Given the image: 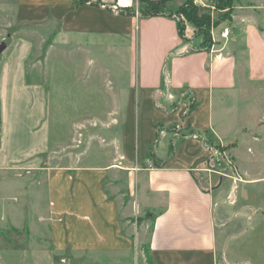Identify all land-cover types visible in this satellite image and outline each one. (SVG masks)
<instances>
[{"label": "crops", "instance_id": "obj_1", "mask_svg": "<svg viewBox=\"0 0 264 264\" xmlns=\"http://www.w3.org/2000/svg\"><path fill=\"white\" fill-rule=\"evenodd\" d=\"M88 1L0 3V25H10V18L17 24L52 25L55 46L62 50L72 45L90 54L93 48L114 47L123 56L122 45L137 29L143 36L139 73L144 78L97 82L95 74L107 72L108 66L99 64L95 49L94 63L86 69L53 68L56 74L73 76L71 90L55 79L31 80L33 40L19 34L21 29L7 32L17 37L0 51V176L14 174L9 181L14 179L10 185L15 187L0 192V226L26 227L29 237L20 248L0 245V264H70L67 253H80L78 264H141L119 198L110 191L114 181L132 197L134 213L147 211L153 217L147 242L154 264H261L255 256L236 259L235 240L249 233L256 243L259 225L253 221L264 222V176L240 177L241 182L216 167L205 136L223 145L238 142L237 152L247 144L253 165H263L264 144L258 141L264 140V25L257 9L264 8L251 6L246 13L256 16L235 20L231 36L220 43L214 38L210 48L198 50L180 36L173 17L142 18L139 0ZM127 7L135 14L118 10ZM1 35L0 46L7 39ZM175 50L171 79L163 90L165 59ZM119 66L128 75V66ZM55 94L61 102L71 95L74 101L64 104L94 108L76 116L61 114L56 133L49 114ZM189 95L196 105L186 114ZM96 115L104 121L75 125L77 119H98ZM173 126L194 133L173 139L167 132ZM87 130L107 137L94 134L85 141ZM74 133L81 138H76L75 150H55ZM239 134L241 139H235ZM173 144L177 147L171 153ZM56 156L63 163L52 164ZM258 184L261 189L251 193ZM241 200L247 203L240 206ZM258 245L264 262V243Z\"/></svg>", "mask_w": 264, "mask_h": 264}, {"label": "rangeland", "instance_id": "obj_2", "mask_svg": "<svg viewBox=\"0 0 264 264\" xmlns=\"http://www.w3.org/2000/svg\"><path fill=\"white\" fill-rule=\"evenodd\" d=\"M139 1L141 2V0ZM1 2H3V0H0V3ZM142 6L147 7L145 3L141 2L139 11ZM251 6H255L257 8H264V0H170L169 3L163 6V9L167 13H172L175 16H179L180 19L178 20L181 22V24L183 22L186 25L185 38L187 40H192L193 47L197 48L200 47L201 44L207 46L210 40H212V42H215L214 38L217 39L216 43H220L219 40L224 36L223 33L225 32V30H228L226 31L227 35H225V37L231 36V33L235 31V20H240L244 17L256 16V14L246 13V11H251V9L253 8ZM257 10L259 12L257 19L259 21L262 20L260 24L264 25V9ZM9 20H11L10 25H0V31L2 34L1 36H4L5 38L7 37V39L3 40V43L6 44L3 50H5L8 45L12 43L13 37H17L15 35L8 36L7 32H11L12 34H14V30L21 29L19 34H25L27 37L33 40L35 48L29 60V79L31 80L50 83L51 80L55 79L56 81H58V85L68 87V90H71V87L74 86V84L76 83V81L72 79L73 76L72 78H70V74L68 75L69 72H63V75L61 76V73L56 74L55 71H53V68H58L59 66L71 68L73 65H81L82 67H84V69H86L88 64L94 63L93 57H96L95 55L97 53L99 54V56H97L96 58H98L99 64H106V66H108L107 72H103L102 69H99V72L95 74V77H97V82L103 83L109 80L112 83H116L119 81L131 82L132 77L134 78L133 80L143 81L144 79L143 73H139V65H141L139 62V50L143 54V36L141 37L139 35V31L137 29V32L135 31L133 36L124 42V46L122 45V50H124L123 56H121V54L117 50H115L114 47H111L110 49L90 48L91 51L89 54V49L72 47V45L68 46L67 48H64V50H62V48H57L54 43L55 28L52 25H44L40 23L17 24L15 20H13V18H10ZM19 34L17 33L16 35ZM95 49L96 54H94ZM2 53H0L1 57H3ZM177 55L178 51L175 50L171 52L165 59V70L161 74V88L163 90H167L166 87L170 82V76L172 73L171 71L173 69L172 62L174 58H177ZM141 59L142 61H144L145 56H142ZM102 61H107V63H103ZM123 63L128 66V75H126L127 73H125L123 69L119 68V64L122 65ZM88 75L89 74L85 72V74H81V77L84 76L85 79ZM73 89L76 90L77 88L73 87ZM70 97L71 95H67V99L64 102H61V99L59 97L57 98V94H55L53 96L52 102L49 104V114L51 118V123L56 133H58L59 124L57 122L61 120V114L66 113L68 114V116H73L75 114L76 116L77 113L81 112L89 113L94 108V106H92V108L89 109L90 106H88L86 103H84L85 105L73 103L64 104L67 101H74ZM192 101L193 97L191 95L187 96L186 102L190 104ZM96 116L98 117V119L92 116H87L89 118L85 116L80 119H77L75 120V125L78 126L84 123L89 124V119L91 121H104V117L99 115ZM65 118H67V116H65L64 119ZM70 118L71 117H69V119ZM91 131L93 130H87L85 131V133H83V139L85 141H87V138H90L94 134L97 136H102L103 138L107 135L101 132L93 133ZM159 132L161 135V130H159ZM167 132H171V134L173 135V139L182 138L184 137V135H190L191 133H194L193 131L185 132L183 129L179 128V126H173L171 130H168ZM180 133L181 136H179ZM160 135L158 136L159 138L161 137ZM76 138H78V134L74 133V135L68 139L67 144L65 146L57 149L55 148V150H58L60 154L65 153L68 149L75 150V148H73V145H75L76 143H80L79 141H76ZM78 139L80 140L81 138ZM235 139H241L240 134ZM262 139V137H259L258 142H260V144H264V140ZM84 144L85 142L81 144V148L84 146ZM205 144L207 147H210L213 151V157L215 158L216 167H219L222 171L228 172L231 175H236L237 178H239L240 180L242 179L241 182L243 181V178L248 179V177L254 178L256 176H264V162L263 165H253L254 160L250 159L251 155L253 154L249 153L247 144H244L238 152V142H235V144L228 143L223 145L214 141L212 137L206 136ZM237 154L240 155V159L241 161H243L244 166L247 165L248 168H244L241 165V162H239L238 160ZM149 159L154 160L155 158L149 157ZM62 160L63 159L59 158V156H56L52 157L50 161L52 162V164H58L63 163ZM148 163L149 162H146V165ZM253 174L255 176H252ZM14 176V174L12 175L9 173H4L2 176H0V182L3 183L2 185H0V192H7L9 189L15 187L10 185L12 184V182H14V179H11V181H9L10 178H14ZM113 184L114 185L110 187V191L111 194L119 198L118 200L123 209L122 212L124 215L126 226L129 229L128 231L131 234L133 241L135 242V252L138 251L139 254H141L140 256L143 257V261L140 262L141 264H149V262L151 261L149 255V245L147 241L150 231L152 229L153 217L150 216L147 211H143L141 213H134L131 207L132 197L129 195L128 192L125 191V189L121 185L117 184L115 181L113 182ZM261 186L262 184H258L256 186L252 185L250 189L251 193L254 194L258 192V190L261 189ZM41 192L44 193L43 190H41ZM46 198L47 197L45 193L44 195H41V202L45 203ZM245 203H247V201L242 202L241 200L239 205L243 206V204ZM230 214L231 213H229L228 215ZM260 216L262 217V214H260ZM0 221L2 220L0 219ZM253 223H255V226L259 225L257 230L258 233L256 235V243L254 242L255 239H250L249 233L238 238L237 240H235V257L236 259L243 260L246 259L248 256H255L259 258L258 260L261 264H264V262H262L263 249L260 245H258H263L264 243V240L261 236L263 232L262 226L264 225V222L258 224L257 220H254ZM28 237L29 234L26 227L22 229H15L14 227L2 228L0 226V245L4 247L9 248L11 245L12 247L16 246V248H20L26 242ZM79 254H75V256H73V254L67 253L64 256L65 259H70V264L73 261V264H78L81 258ZM260 254L261 256H259ZM63 264L66 263L64 262Z\"/></svg>", "mask_w": 264, "mask_h": 264}, {"label": "trees", "instance_id": "obj_3", "mask_svg": "<svg viewBox=\"0 0 264 264\" xmlns=\"http://www.w3.org/2000/svg\"><path fill=\"white\" fill-rule=\"evenodd\" d=\"M81 2L85 3V2H89V1L88 0H81ZM141 2L145 3V5H147V7L142 6L140 11H139L140 16L142 18H149V17H153V16H170V17H173L177 21L180 36L183 39L187 40L185 38V36H186L185 35V30H186L185 23L182 22V24H181V22L178 20V19H180L179 16H175L172 13H167L163 9V6H165L167 3H169L170 0H141ZM118 10L120 13L127 14V15H134L136 12V10L134 8H131V7L118 9ZM212 44H213V42H212V40H210V42L207 46H204L203 44H201L200 47H197V49L198 50L208 49L211 47ZM1 60H2V57L0 56V61ZM195 105H196V102L193 99V101L189 104V107H188L186 114L190 113V111H192L195 108ZM199 134H201V133H199ZM201 135L203 136V134H201ZM184 136H187V135H184ZM205 138H206V136H205ZM176 147H177L176 144H173L171 146V153H174V151L176 150ZM149 264H154V263L151 261V262H149Z\"/></svg>", "mask_w": 264, "mask_h": 264}, {"label": "water", "instance_id": "obj_4", "mask_svg": "<svg viewBox=\"0 0 264 264\" xmlns=\"http://www.w3.org/2000/svg\"><path fill=\"white\" fill-rule=\"evenodd\" d=\"M6 44L2 43V45L0 46V51H2L5 48Z\"/></svg>", "mask_w": 264, "mask_h": 264}, {"label": "built area", "instance_id": "obj_5", "mask_svg": "<svg viewBox=\"0 0 264 264\" xmlns=\"http://www.w3.org/2000/svg\"><path fill=\"white\" fill-rule=\"evenodd\" d=\"M223 35H224V36L227 35V32L225 31V32L223 33Z\"/></svg>", "mask_w": 264, "mask_h": 264}]
</instances>
